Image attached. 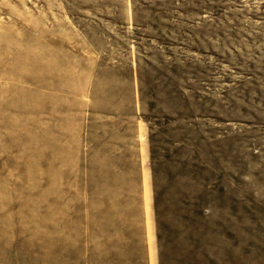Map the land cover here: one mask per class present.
I'll return each mask as SVG.
<instances>
[{
  "label": "rangeland",
  "instance_id": "rangeland-1",
  "mask_svg": "<svg viewBox=\"0 0 264 264\" xmlns=\"http://www.w3.org/2000/svg\"><path fill=\"white\" fill-rule=\"evenodd\" d=\"M0 264H264V0H0Z\"/></svg>",
  "mask_w": 264,
  "mask_h": 264
},
{
  "label": "trees",
  "instance_id": "trees-1",
  "mask_svg": "<svg viewBox=\"0 0 264 264\" xmlns=\"http://www.w3.org/2000/svg\"><path fill=\"white\" fill-rule=\"evenodd\" d=\"M160 236V235H159Z\"/></svg>",
  "mask_w": 264,
  "mask_h": 264
}]
</instances>
